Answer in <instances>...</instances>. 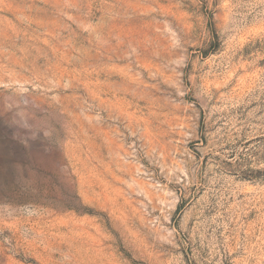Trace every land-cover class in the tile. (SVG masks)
<instances>
[{
    "label": "rangeland",
    "instance_id": "374dc122",
    "mask_svg": "<svg viewBox=\"0 0 264 264\" xmlns=\"http://www.w3.org/2000/svg\"><path fill=\"white\" fill-rule=\"evenodd\" d=\"M0 264H264V0H0Z\"/></svg>",
    "mask_w": 264,
    "mask_h": 264
}]
</instances>
